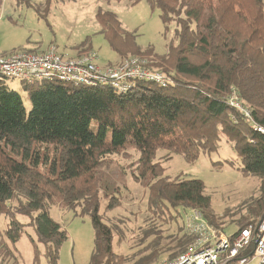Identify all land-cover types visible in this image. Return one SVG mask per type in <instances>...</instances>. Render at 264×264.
<instances>
[{
  "label": "trees",
  "instance_id": "obj_1",
  "mask_svg": "<svg viewBox=\"0 0 264 264\" xmlns=\"http://www.w3.org/2000/svg\"><path fill=\"white\" fill-rule=\"evenodd\" d=\"M131 1L137 5L143 0ZM145 1L160 12L165 33L170 22L176 23L165 54L141 49L135 33L124 30L113 12L99 8L96 20L119 61L139 59L145 69L163 74L164 85L138 80L129 92L120 93L108 85L82 87L55 79L21 82L31 103L28 112L6 79L0 80V215L9 219L6 243L0 239L2 264H18L8 245L15 248L21 237L16 214L30 219L47 264H59L68 237L48 214L55 201L75 216L90 218L95 235L90 264H155L163 251L169 259L187 252L193 237L181 227L180 237L151 243L145 263L114 253L113 232L100 206L102 195L109 199L107 209L117 204L119 186L109 182L105 169L109 156L126 148L140 154L134 178L148 189L151 209L197 210L223 232L222 220L229 216L213 211L204 183L164 176L161 162H155L163 149L193 163L201 152L217 151L223 135L239 157L242 174L261 181L259 197L241 204L243 225L235 224L238 230L230 237L264 216V135L255 129L264 128V0ZM2 4L0 0V9ZM234 93L249 117L230 105ZM31 243L33 264H40L42 253Z\"/></svg>",
  "mask_w": 264,
  "mask_h": 264
},
{
  "label": "rangeland",
  "instance_id": "obj_2",
  "mask_svg": "<svg viewBox=\"0 0 264 264\" xmlns=\"http://www.w3.org/2000/svg\"><path fill=\"white\" fill-rule=\"evenodd\" d=\"M99 8L116 14L122 28L135 33V42L141 49L152 47L160 55L167 52V44L175 35L176 23L170 22L169 31L165 33L160 12L152 10L145 0L137 5H133L131 0H3L0 9V56L30 51L38 54L55 47L59 54L70 58L89 57L94 53L99 57V61H95L99 67L120 68L124 60L119 61L96 20ZM88 46L90 51L86 52ZM4 84L20 96L29 112L31 103L22 83L6 79ZM139 156L133 148L109 156L110 165L105 169V174L110 183H115L116 188L119 186L118 191L114 192L117 204L107 209L109 199L102 195L100 215L112 229L114 253L128 261L144 259L145 263L146 257L150 255L147 248L151 243H157L160 238L170 241L171 237L184 234L183 230H179L181 227L184 229L187 210L165 209L161 213L149 207L148 189L134 178L138 174ZM155 162H161L165 169L164 176L196 179L204 183L213 211L221 217L225 214L229 216L222 220L226 222L223 227L226 236L230 237L237 232L235 224H242L240 220L246 212L245 206L241 207V204L248 198L259 197L260 178L242 174L239 157L223 135L217 151L201 152L198 160L193 163L187 162L182 155L163 149L158 150ZM17 206V203H12L11 210H16ZM48 214L67 231L68 239L61 247L59 264H90L95 236L90 218L75 216L60 201L50 204ZM15 218L22 225L21 237L15 248L12 244L8 245L15 249L18 264H33L31 240L42 253L40 264H47L43 246L38 242L30 219L20 214H16ZM8 225L9 219L0 215L1 241H5L3 233ZM166 242L162 240V244ZM169 255L163 251L157 262L169 259ZM258 263L256 259L252 264Z\"/></svg>",
  "mask_w": 264,
  "mask_h": 264
},
{
  "label": "built area",
  "instance_id": "obj_3",
  "mask_svg": "<svg viewBox=\"0 0 264 264\" xmlns=\"http://www.w3.org/2000/svg\"><path fill=\"white\" fill-rule=\"evenodd\" d=\"M56 50L52 47L44 53L0 56V80L32 83L55 79L82 87L108 85L120 93L129 92L138 80L162 85L166 81L163 74L145 69V63L136 58L124 60L120 68L99 67L95 63L99 57L94 53L89 57L70 58ZM229 101L232 107L250 116L235 93ZM255 129L264 135V128ZM183 226L185 233L193 237L187 252L155 264H252L256 259L258 264H264V216L257 225H250L233 237L215 230L197 210L187 211Z\"/></svg>",
  "mask_w": 264,
  "mask_h": 264
}]
</instances>
